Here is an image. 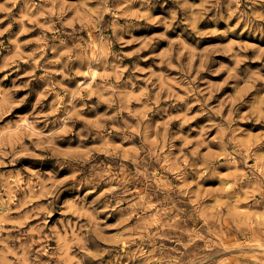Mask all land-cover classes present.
<instances>
[{
  "label": "clouds",
  "instance_id": "9594fccd",
  "mask_svg": "<svg viewBox=\"0 0 264 264\" xmlns=\"http://www.w3.org/2000/svg\"><path fill=\"white\" fill-rule=\"evenodd\" d=\"M173 5L0 2V24L12 21L0 37L20 26L0 72L30 65L27 83L0 86V264H264V130L242 126H264V75L241 67L249 50L264 59V0ZM141 21L176 34L142 56L152 40L135 34ZM210 36L222 42L201 47ZM221 72L223 84L201 78ZM32 81L35 101L20 111L28 96L16 94ZM226 85L233 91L213 104Z\"/></svg>",
  "mask_w": 264,
  "mask_h": 264
},
{
  "label": "rangeland",
  "instance_id": "374dc122",
  "mask_svg": "<svg viewBox=\"0 0 264 264\" xmlns=\"http://www.w3.org/2000/svg\"><path fill=\"white\" fill-rule=\"evenodd\" d=\"M0 2H2V0H0ZM72 2H75V0H72ZM200 2H201V0H190V3H193V4H199ZM168 5L174 6L173 0H168ZM18 9H19V5L17 6L16 10H13V12L11 13V16H13V17L17 16ZM212 14L213 13H209L208 16L205 18V20H203L201 22V25L204 29H207L210 26L211 21L208 17H210ZM3 15H4L3 13H0V18H2ZM154 15H160L162 19H170L171 18L170 13L167 10V8L156 9L154 12ZM182 18H183V14L179 13L177 23H179L180 20H182ZM10 22H12L11 19L5 20L3 24H0V29H3L4 27H6L7 24ZM140 24H141V27H140V29L137 30V32L135 34L138 37L144 38L145 40H148V39L152 40V47L148 48L147 51L141 53L142 56L153 55L154 50L159 52V51H163L167 47V43L165 41L156 39L160 35L167 34L168 36L172 37V36H175V34H176V25L175 24L173 25L172 30H169L167 32H165V26L159 22H157L155 24H149L145 21H141ZM180 26H181V28L184 27L183 24H181ZM19 27L20 26L18 24L13 23V27L11 29V32L6 34L4 37H0V39H2L4 41V44H5L4 48H0V61H2V59L5 56H8L10 54L9 48L11 46L8 45V38L11 34L19 32ZM40 32H41V30L39 28H37L35 31L21 36L20 40L21 41L32 40L33 38L39 36ZM193 38L194 37H191V36L189 37V39H193ZM221 42H222L221 37H216V36L205 37V38H203V40L201 42V47H204V46L212 47V46H215ZM35 47H36L35 44H27V45H25L23 51L28 52V51H31ZM137 47H139V45L132 44L124 50L125 51H131ZM245 55L248 57V60L241 66L242 69L251 68L253 71L258 72L261 75H264V59L257 58V53L255 52V50H249L247 53H245ZM133 59H135V57ZM213 59L214 60H221L225 63H229V66H231V61L229 60V57L227 56V54L217 55V56L213 57ZM129 63H131V61H129ZM141 63L144 66H149V65H154L156 63V61H154V60H146V61L142 60ZM210 67L216 68V67H219V65L213 64V65H210ZM29 68H30V65L21 62L19 64V70L18 71L14 70L13 68H9V69H7L6 72H0V86H11V82L13 80H16L17 85H23V84L27 83L29 77L25 76L24 73H25V71L29 70ZM9 73H11V74L9 75ZM39 75H40V73L38 72L37 76H39ZM5 76H7V79H4ZM227 76H228L227 72H221L220 75H218V76H212L210 73H201L202 79L210 80L215 84H223V81L225 80V78ZM232 83H235V82L229 81V85ZM204 86L205 85L200 84V87H204ZM38 88H40L39 82L38 81H32V84L29 85L28 88L22 89L21 91H19L16 94L18 98L26 96V95L28 96L27 101H25V105L21 107L20 111L26 110L29 105H32L34 103L35 92L33 91V89H38ZM231 91H233V90L227 85L222 87L220 92H218L216 94V96L213 98L212 103L218 104L224 98V96ZM245 99L247 100V97ZM193 111L194 112L198 111V106H197V108H194ZM206 120H207V117H202V118L198 119L197 121H195L192 126L199 125ZM242 126L249 128V129H253L254 131L255 130H264V126L255 125L252 122H248L247 124H244ZM173 127H175V125H173ZM214 134H215V130H213V132L209 133V136H212ZM250 163H251V161H250ZM160 172L163 173V167L160 168ZM95 195H96V193H93V196L90 198H94ZM245 208H246V205H244V204L240 205V209L243 210ZM239 214L242 215V213H239ZM104 215H105V218L107 219V222L109 224L118 223L119 217L116 213H113L110 217L107 216V214H104ZM119 230H120L119 228H110V229H108L106 235L109 237H112ZM229 235L234 237L235 241H238V242L244 241V236H242L239 232H236L235 230H233Z\"/></svg>",
  "mask_w": 264,
  "mask_h": 264
}]
</instances>
